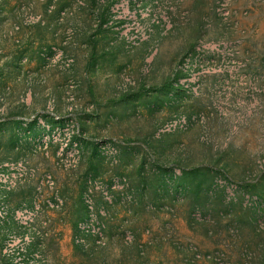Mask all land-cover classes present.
Here are the masks:
<instances>
[{
    "label": "rangeland",
    "instance_id": "rangeland-1",
    "mask_svg": "<svg viewBox=\"0 0 264 264\" xmlns=\"http://www.w3.org/2000/svg\"><path fill=\"white\" fill-rule=\"evenodd\" d=\"M0 264H264V0H0Z\"/></svg>",
    "mask_w": 264,
    "mask_h": 264
}]
</instances>
